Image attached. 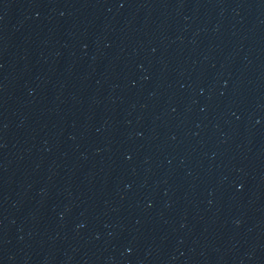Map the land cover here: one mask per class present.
<instances>
[{"label":"water","instance_id":"obj_1","mask_svg":"<svg viewBox=\"0 0 264 264\" xmlns=\"http://www.w3.org/2000/svg\"><path fill=\"white\" fill-rule=\"evenodd\" d=\"M0 264H264V0H0Z\"/></svg>","mask_w":264,"mask_h":264}]
</instances>
